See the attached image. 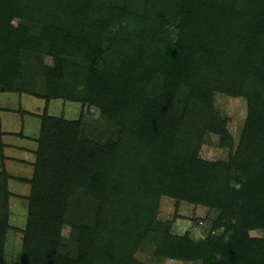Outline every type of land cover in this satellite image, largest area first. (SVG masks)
I'll return each instance as SVG.
<instances>
[{"label":"trees","instance_id":"16d2710c","mask_svg":"<svg viewBox=\"0 0 264 264\" xmlns=\"http://www.w3.org/2000/svg\"><path fill=\"white\" fill-rule=\"evenodd\" d=\"M42 48L55 61L44 66L47 93L20 91L21 54ZM0 92L46 101L23 264H146L135 253L156 234L162 196L220 217L197 241L166 228L159 257L264 264V238L251 235L264 229V0H0ZM218 93L247 101L238 141L215 105ZM53 99L98 107L118 133L85 137L83 113L49 114ZM208 133L227 158L200 155ZM2 135L0 116V264L11 178ZM92 199L94 217L84 220L75 207ZM65 223L77 228L75 253Z\"/></svg>","mask_w":264,"mask_h":264},{"label":"rangeland","instance_id":"374dc122","mask_svg":"<svg viewBox=\"0 0 264 264\" xmlns=\"http://www.w3.org/2000/svg\"><path fill=\"white\" fill-rule=\"evenodd\" d=\"M20 22L21 21L19 19L13 20V24L16 27L20 24ZM32 24L35 26H33L34 32L40 31L39 24ZM29 27L30 26H26L25 29H28ZM95 34L96 32H92L86 37L92 36L93 38L95 37ZM107 36L111 37L110 33H108ZM92 38L90 39V42H81L82 46L79 45V49H77L80 54L78 57H86V53L93 44H91L93 41ZM20 57H24L23 67H26V70H24L23 73L24 78L19 80L17 83L20 91L23 89H30L34 92L46 94L47 76L44 66L54 67V57L43 48L42 50L35 52L31 51L30 49H25ZM20 94H22V92H0V104L13 109L12 112H10L12 118H10V116L5 113L4 117H6L8 121L11 119V121L16 122L18 120L21 121L22 118L28 121L34 120L35 129L40 134V116L43 112L41 110L36 112V116L25 115L21 111V108L24 107L25 101L21 98L24 96L29 100V102L34 103L33 105H28V108H31L32 111H37V109H34V106H40L43 102L38 98L25 94L22 96ZM62 103L65 102L62 100L52 101V106L49 108V112L55 115L64 114L65 117L72 119H78L82 112V129L83 135L85 137L104 142L107 140V138L113 137L118 133V125L113 120L103 116L98 107L89 104L83 106L80 102H68V105H73V107H71V112H67V110L66 112H63ZM215 105L221 115L229 120V129L234 135L235 139L238 141L247 115L246 99L244 97H233L218 93L215 95ZM27 133L30 135H37L33 129H30L29 132L27 131ZM200 155L207 160H219L227 158L228 152L220 147L219 137L217 135L208 133L206 136V142L201 147ZM28 167L31 168V166ZM13 183H15V185L12 186ZM13 183L8 185V188L11 186L12 190H19L20 194H14L13 192H10V196L8 198L9 211H12L9 212L8 221L10 226L5 235L6 238L2 253V264H23L24 236L27 226L29 205V201H26V199L28 198L30 192L27 185L24 186V184H19L16 181ZM19 185L24 187L21 188ZM11 195L15 196L16 198H11ZM176 202L177 200L174 197H161L157 214V222L159 221L160 224L157 227L155 232L156 234L152 235L151 233L150 236L146 237V239H144L137 248L135 257L140 261L146 264H202L201 261L189 262L176 260L159 257L156 254L158 242L160 240L159 238L164 234L166 228H168L170 232L174 234L188 233L194 240L197 241L199 239L205 238L211 232L212 227H214L215 224H218V219L220 217L218 211L209 209V207L206 206L195 205L182 200L178 201L179 205L177 206ZM95 205L96 201L92 199V202L89 204L84 203L81 204L82 207H74L76 211L79 212L81 210V212H83L82 216L84 220L91 221V219L94 217ZM76 229L77 228L72 231V227L68 223H65L62 228V235L66 237L65 244L72 248L73 253L77 251L76 249L78 246V242L76 240ZM251 235L264 238V229L251 231Z\"/></svg>","mask_w":264,"mask_h":264},{"label":"crops","instance_id":"0c3cea01","mask_svg":"<svg viewBox=\"0 0 264 264\" xmlns=\"http://www.w3.org/2000/svg\"><path fill=\"white\" fill-rule=\"evenodd\" d=\"M28 95L35 97L33 95L22 93L20 95ZM41 100L43 103L39 105H35L34 109H37V111H32L31 108H28V105H33L34 103L29 102L27 98L24 96L21 99H24L25 104L24 107L21 108L22 113H24L27 116H34L36 112L44 110L46 106V101L44 98L35 97ZM54 100H62V99H53L48 104V112L49 108L52 106V101ZM22 101V100H21ZM64 101V100H62ZM63 104V112H71V107L73 105H68L67 103L70 101H64ZM1 107V124H2V140L4 143V154L6 156L5 159V165L8 170V172L11 174V178L9 180V185H11L13 182H18L19 184H24V186L29 187V192H31V184L28 182L33 177L34 173V162L36 161L37 155L36 151L38 149V138L40 134L35 129L34 126V120H25L22 118V120L11 121V119H8L4 117V113L10 116V112H12V108H9L8 106H2ZM49 114H52L49 112ZM55 115V114H52ZM36 116V115H35ZM39 117V116H37ZM75 119V118H74ZM41 121V120H40ZM30 129H33L37 135H30L27 133ZM26 166V167H25ZM28 166H31L29 168ZM28 167V168H27ZM15 185V183L12 184V186ZM20 186V185H19ZM24 186H20L23 188ZM10 192H13L14 194H20L19 190H12L11 186L9 188ZM12 193V194H13ZM30 195V193H29ZM16 198L15 196L11 195V198ZM27 201V199H26ZM12 211V210H11ZM10 211V212H11Z\"/></svg>","mask_w":264,"mask_h":264},{"label":"clouds","instance_id":"9594fccd","mask_svg":"<svg viewBox=\"0 0 264 264\" xmlns=\"http://www.w3.org/2000/svg\"><path fill=\"white\" fill-rule=\"evenodd\" d=\"M236 187H239V185H236Z\"/></svg>","mask_w":264,"mask_h":264}]
</instances>
